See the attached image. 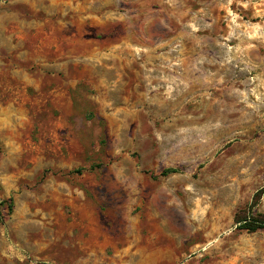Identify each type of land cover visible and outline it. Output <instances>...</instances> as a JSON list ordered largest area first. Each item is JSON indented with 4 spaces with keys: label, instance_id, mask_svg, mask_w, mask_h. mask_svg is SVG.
I'll return each mask as SVG.
<instances>
[{
    "label": "rangeland",
    "instance_id": "rangeland-1",
    "mask_svg": "<svg viewBox=\"0 0 264 264\" xmlns=\"http://www.w3.org/2000/svg\"><path fill=\"white\" fill-rule=\"evenodd\" d=\"M263 188L264 0H0V264H264Z\"/></svg>",
    "mask_w": 264,
    "mask_h": 264
},
{
    "label": "trees",
    "instance_id": "trees-1",
    "mask_svg": "<svg viewBox=\"0 0 264 264\" xmlns=\"http://www.w3.org/2000/svg\"><path fill=\"white\" fill-rule=\"evenodd\" d=\"M179 168H169L162 171L161 176L167 177L172 174L179 173ZM264 194V188L256 194V204L262 198ZM3 205V202H2ZM255 205V204H254ZM236 224L239 225L241 230H245L248 233H255L260 229H264V214L252 215L251 213H238L235 218Z\"/></svg>",
    "mask_w": 264,
    "mask_h": 264
}]
</instances>
